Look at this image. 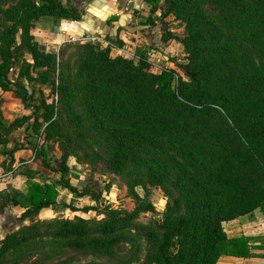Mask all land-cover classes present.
I'll use <instances>...</instances> for the list:
<instances>
[{
	"label": "trees",
	"instance_id": "16d2710c",
	"mask_svg": "<svg viewBox=\"0 0 264 264\" xmlns=\"http://www.w3.org/2000/svg\"><path fill=\"white\" fill-rule=\"evenodd\" d=\"M144 1L150 9L160 2ZM165 1L171 2L175 14L185 12L190 17L189 81L179 80L173 87L171 71L149 75L145 61L134 64L121 55L112 57L109 46L76 44L75 51L66 58L76 64L75 79L60 75V100L68 105L78 104L70 92L76 89V83L80 84L83 97L89 92L93 98L83 104L88 103L91 111L105 115L104 130L108 133L113 170L123 172L130 166L143 174L147 182L161 185L166 192L168 184L174 187L176 197L161 223L155 228L140 226L150 242L147 264H216L222 255L264 257V253L251 252L255 248L264 249L249 243L255 237L228 236L223 228L224 222L255 209L264 210V0H205L226 16L230 24L241 28V33H249L254 51L231 40L222 41L223 31L203 17L196 0ZM7 13L11 23H3L0 30V89L7 91L12 85L8 74L16 64L17 53L29 54L32 62L23 61L20 66L22 81L16 80L17 94L36 116L40 105H48L43 94L35 104L34 90L28 85L31 80L41 79L42 83L51 81L53 87L50 72L59 63L63 65V51L56 55L41 50L32 34L34 23L44 15L76 20L80 13L60 0H27L16 19L11 8ZM17 28L21 29L18 43ZM172 36L169 33L165 39ZM117 40L121 47L123 41ZM203 54L206 58L201 62ZM37 68L42 71L32 77L30 69ZM117 94L120 106L115 105ZM42 115L45 121L51 118L48 109ZM21 121L14 119L13 123ZM188 135L201 139L207 146L203 159L190 149L193 142L187 141ZM40 155L45 156L42 151H35L36 157ZM43 164L55 170L48 162ZM65 168L66 165L60 167L62 174ZM58 185L78 196L95 198L93 193L79 191L63 177L59 182L32 181L19 218L35 217L54 205ZM18 194L10 186L0 190V210L7 204L19 205ZM149 209L150 205H138L128 214L113 210L103 220L57 217L23 225L5 234L0 241V256L44 235L55 240L64 238L75 249L106 255L121 241L113 236L117 227L133 226L131 218L138 211ZM41 225L53 226L44 232L38 231ZM174 240L178 246L172 254L170 247Z\"/></svg>",
	"mask_w": 264,
	"mask_h": 264
},
{
	"label": "rangeland",
	"instance_id": "374dc122",
	"mask_svg": "<svg viewBox=\"0 0 264 264\" xmlns=\"http://www.w3.org/2000/svg\"><path fill=\"white\" fill-rule=\"evenodd\" d=\"M26 1L0 0V18L4 19L0 22V30L3 28L1 26L3 23H11L8 10L11 8L12 12L15 11L12 14L16 19L21 15L20 12ZM60 1L76 12L79 11L78 8L82 2V0ZM137 1L133 0L129 3L128 10L132 11L131 21L133 22H131L130 32H123L121 38L117 35L91 36L62 44L59 51H63L61 58L63 65L59 63V66L50 72L53 87L51 81L42 83L41 79L31 80L30 86L28 85L29 89L34 90L35 104H38V98L43 94L45 103L48 105V107L40 105L36 116L32 114L31 107L21 102L16 84L17 78L18 81H22L19 72L21 64L23 61L31 63L32 60L26 52L17 53L16 64L9 69L8 74L12 85L7 91L0 89V154L2 156L0 182L8 183L22 172L30 175L31 181L41 184L47 181L59 182L63 177L79 191L93 193L95 198L90 195L78 196L58 185L56 203L41 210L37 216L23 220L19 218L20 208L11 209L12 207L8 204L4 207L9 208L5 210L8 215L3 221L0 220V229H5L2 228L4 224L8 227L14 225L15 228L1 232L0 241L6 233L42 220L52 221L57 217L70 220L78 218L103 220L107 219V214L113 210L128 214L138 205H150L151 209L138 211L130 220L133 226L117 227L113 236L120 238L121 241L112 247L111 253L106 255L75 249L67 244L64 238L55 240L51 236L44 235L43 238L33 239L25 245L9 250L0 256V264H147L146 257L150 242L140 226L155 228L161 223L168 205L176 197L174 187L168 184L166 192L161 185L147 182L143 174L137 173V169L130 166L123 172H115L110 164V147L106 140L108 133L104 130L105 115L101 111H91L88 103L83 104V101L87 99L93 101L90 97L91 93L88 92V96L84 98L82 86L76 83V89L70 94L75 97L78 104L71 105L62 103L58 94L60 75H70L72 80L75 79L76 64L66 61V58L75 51L76 44L85 43L102 48L109 46L112 57L121 55L134 64L145 61L147 63L145 70L149 75H158L163 70L171 71L173 87L178 85L179 80L189 81L187 65L190 61L191 48L187 36L190 17L185 12L175 14L170 8L171 2L165 0H160L153 9H150L146 2L140 3L139 8H135L134 4ZM116 3L120 8L122 7V0H116ZM196 4L203 17L215 23L223 31L222 41L231 40L235 44H241L242 47L254 51L249 33H241L242 29L230 24L226 16L213 4L205 0H196ZM136 18H138L135 22L137 24L134 23ZM14 25L17 27L18 23L15 22ZM138 25L143 27L139 28ZM20 33L21 29L17 28L16 43L20 41ZM169 33L173 36L165 39ZM117 39L123 41L121 47L118 46ZM205 58L206 54H203L200 61L204 62ZM40 71L42 68L30 69L29 74L37 77ZM115 105H121L119 94L115 97ZM46 109L51 115L48 121H45L42 115ZM14 119H21V124L13 123ZM50 121L51 123L48 124ZM99 123H102V126ZM27 124L29 128H26ZM186 139L193 142V146L190 147L192 152L203 159L202 153L207 147L205 143L190 135ZM35 151H42L45 156L36 157ZM43 162H48L55 170L44 166ZM64 165L66 170L62 174V170L59 169ZM18 179L21 181L22 178L18 177ZM7 186L12 187V184L8 183ZM24 200V198L20 200V204H24ZM256 213L257 217L263 220L261 223H264V210H257ZM52 226L42 228L41 225L38 231L47 232ZM223 228L229 232V235L230 232L231 235L242 234L241 230L235 229L232 222L224 223ZM177 246V241L174 240L171 243L170 253L173 254Z\"/></svg>",
	"mask_w": 264,
	"mask_h": 264
},
{
	"label": "crops",
	"instance_id": "0c3cea01",
	"mask_svg": "<svg viewBox=\"0 0 264 264\" xmlns=\"http://www.w3.org/2000/svg\"><path fill=\"white\" fill-rule=\"evenodd\" d=\"M122 2V7L120 8L119 4L116 3V0H82L80 7L78 8V12L80 13L79 19L70 20L44 15L35 21L34 27L32 28V34L34 35V38L38 43V47L41 50L55 54L59 52L62 44L66 41L81 40L91 36L103 37L105 35L110 37L117 35L121 38V34H123V32H130L129 30L132 26L131 22H133L131 21L132 11L128 10L129 3H132L133 0H122ZM137 20L138 18L135 19L134 23L137 22ZM138 27L141 28L143 26L138 25ZM0 160H2L1 154ZM21 174H23V172ZM21 174H17V177L15 176L16 178L8 182L9 184H12L13 188L20 192L18 195L19 201L24 198L27 187L32 182V178L30 176L27 174ZM18 177L22 178L21 181H18L20 180ZM1 183L2 182H0V190L7 187L8 183ZM24 201V204H10V207H12L11 209L20 208V212H22L23 205L26 204V200ZM6 209L9 208L0 210L1 221H3L8 215V212L5 211ZM257 210L260 209H255L250 213L224 223L232 222L233 226L236 227L235 229L242 231V234L240 235L255 237L249 242L250 244L262 246L264 245V223H261V221H263L261 217H257ZM18 215L15 216L18 217ZM6 225L7 224L2 225V228L5 229H0V237H2L1 232L15 228L14 225L11 227ZM224 230L228 236L239 235H231V232L229 235V232L226 229ZM251 252L255 255H260L261 253H264V249L255 248L251 249ZM234 262L239 264H264V257H236L222 255L219 257L216 264H233Z\"/></svg>",
	"mask_w": 264,
	"mask_h": 264
},
{
	"label": "water",
	"instance_id": "95a60500",
	"mask_svg": "<svg viewBox=\"0 0 264 264\" xmlns=\"http://www.w3.org/2000/svg\"><path fill=\"white\" fill-rule=\"evenodd\" d=\"M144 2V0H138L137 3L135 4V8H139V4Z\"/></svg>",
	"mask_w": 264,
	"mask_h": 264
}]
</instances>
